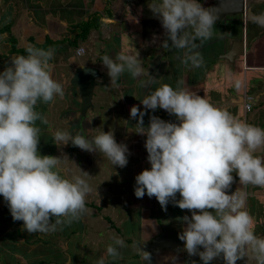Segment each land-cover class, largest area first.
<instances>
[{"label": "clouds", "instance_id": "1", "mask_svg": "<svg viewBox=\"0 0 264 264\" xmlns=\"http://www.w3.org/2000/svg\"><path fill=\"white\" fill-rule=\"evenodd\" d=\"M148 8L164 30L161 46L183 50L184 65L202 67L204 59L197 49L213 36L218 19L214 9L199 0H150ZM250 20L264 28V12L252 14ZM26 53L12 58L10 66L0 72V196L13 221H22L27 233H50L90 211L86 197L93 189L85 179L91 176L79 167L80 175L71 179L56 170L62 160H68L67 155L54 157L38 151L41 130L36 122L45 121L36 111L37 104L63 98L64 88L52 78L53 49L28 47ZM101 60L114 87H119L125 72L133 79L146 75L147 79L141 80L145 88L157 82L145 72L138 51L117 54L115 59L103 55ZM182 84L179 81L175 89L160 84L140 101L144 111L135 105L130 109V119L136 124L127 129L146 137L151 166L135 177L134 195L138 199L155 197L164 211L171 201L191 213L177 218L183 225L178 238L184 244L183 251L189 257L198 255L202 264L217 258L224 264H237L244 258L246 264L250 260L264 264V235L253 230L241 187L231 191L236 182L233 174L240 186L264 188V128L215 107ZM158 108L177 122L152 115L146 127L145 114ZM54 140L102 153L115 167L128 164V147L117 143L113 131L101 130L87 138L57 130ZM125 246L122 239L114 237L107 246V256L121 259L118 249ZM139 254L152 264L151 253L140 248ZM170 259L176 264L178 257ZM96 264H105V257Z\"/></svg>", "mask_w": 264, "mask_h": 264}, {"label": "crops", "instance_id": "2", "mask_svg": "<svg viewBox=\"0 0 264 264\" xmlns=\"http://www.w3.org/2000/svg\"><path fill=\"white\" fill-rule=\"evenodd\" d=\"M248 2L244 16H227L226 21L215 24L212 38L197 49L203 56L204 65L193 68L181 62L183 50L161 46L164 30L148 8H141L142 0H0V31H5L0 32V72L10 66L12 58L21 55L11 51V39L16 41L17 50L43 45L47 39L53 44L48 47L54 50L50 61L52 78L62 84L64 96H57L50 103L37 104L36 111L45 121L36 122L41 130L38 151L41 155L54 157L67 155L68 160H62L56 170L71 179L80 175V168L91 176L85 179L93 189L86 197V207L90 211L79 220L61 225L50 233H27L22 221H13L7 203L0 196V264H96L101 257H105V264H148L141 259L138 244L150 243L158 236L162 220H167L181 232L183 225L177 218L190 216V212L175 207L171 201L164 211L155 197L145 195L138 199L134 192L121 187L123 183L135 182L138 174L151 167L147 161L146 137L128 131L127 128L134 126L136 121L124 122L125 109L135 105L144 111L140 101L150 91L160 84H169L175 89L178 82L183 81L180 86L197 93L215 107L264 128V42H261L264 28L250 20L252 14L264 12V0ZM201 3L209 7L214 0ZM84 23L90 27L87 37L80 39V25ZM241 39L245 44L243 55L233 62L224 59L222 55L227 53L231 44ZM79 48L84 50L81 56L76 54ZM137 51L145 72L154 76L156 83L142 87L141 80H146L147 76L133 79L128 72L119 78L118 88L110 84L107 72L108 82L103 83L105 74L102 69L106 68L100 66L103 55L115 59L117 54H135ZM251 54H254L253 58H250ZM82 66L97 68L101 73L93 91V107L97 95L103 96L102 101L104 98L107 107H117L121 121H115L111 126L123 129L122 135L115 139L117 143L126 144L129 150L128 164L124 168L105 163L108 159L102 153H89L70 143L64 146L54 140L53 119L57 123L69 119L67 114L76 115L71 110L57 108L79 107L80 110L81 98L70 80L75 69ZM246 96L252 97V109L245 113ZM80 115L84 116L81 112ZM152 115L177 122L174 116L158 108L145 114L146 127ZM99 155L102 162L95 163ZM104 167L113 170L111 184L102 173ZM93 170L97 173H92ZM233 175L236 182L231 191L241 187L245 193V208L253 218V230L257 235H264V188L240 186L239 178ZM176 199H180L179 194ZM114 237L122 239L126 245L118 249L122 258L117 260L106 253ZM151 255L152 264H172V256L178 257L176 264H192V261L202 264L199 256L189 257L184 251L174 253L162 249L151 252ZM249 264H255V261L250 260Z\"/></svg>", "mask_w": 264, "mask_h": 264}, {"label": "water", "instance_id": "3", "mask_svg": "<svg viewBox=\"0 0 264 264\" xmlns=\"http://www.w3.org/2000/svg\"><path fill=\"white\" fill-rule=\"evenodd\" d=\"M259 0H254L257 2ZM248 0H214V3L209 7L213 8L215 14L218 15L216 23H220L227 16L245 15L248 6ZM99 47L98 43L96 45ZM245 49L244 41L235 40L227 53L222 57L229 62H233L236 57L243 55ZM101 77V73L97 68L91 66H82L75 69L70 84L78 89L81 98L80 112L82 115L93 108L92 98L93 91L97 85V80ZM127 191L134 192L135 182H126L121 185ZM161 233L156 236L150 243L138 244V252L142 251L149 253L158 250L167 249L174 253L183 252L184 244L179 240L180 231L173 228L167 220L160 222ZM202 251V249H201ZM198 256V255H197ZM213 264H224L222 258H217L212 261ZM237 264H246L245 258L237 261Z\"/></svg>", "mask_w": 264, "mask_h": 264}, {"label": "rangeland", "instance_id": "4", "mask_svg": "<svg viewBox=\"0 0 264 264\" xmlns=\"http://www.w3.org/2000/svg\"><path fill=\"white\" fill-rule=\"evenodd\" d=\"M148 1L149 0H142V6H141L142 9L148 8ZM210 1H212V0H199V2H203V3H208ZM132 18H134V16ZM224 20L226 21L227 18H225ZM261 42H264V38L262 39ZM253 56H254V54H251L250 58L251 57L253 58ZM100 66L103 67L102 63L100 64ZM102 71L105 74V72H107V69L104 68V69H102ZM104 76H105V80L103 81V83L106 84L108 82V80H106V74ZM102 97H100V95L96 96V101H97L96 106L93 107L91 110L87 111V113H85L84 116L80 115L79 107H58L57 110L63 109V111H67V112H69V110H71L70 112L71 113L76 112V115L72 116V115L67 114L71 119L69 118V119L59 120V121H57V123H55L54 119H53V122L51 123V125L54 126L53 127L54 130H56V131L57 130L68 131L71 134L73 133V135H75L77 133H81V134L85 135L87 138H91L92 135L98 134V132L101 130H104L105 132L113 131L115 134V137L119 136L123 130L122 127H118L116 125L111 126L115 123V121H121L120 119H118L119 114L117 111V107H107L106 101H104V98L102 101ZM102 105H103V107H101ZM130 109H125L126 121L128 119H130L128 117V115L130 114L128 112V110H130ZM115 110H116V112H115ZM55 115H56V112H55ZM131 121L132 120H129V123ZM109 122H111V124H109ZM108 125H109V127H107ZM49 134L53 135L51 132H49ZM126 137H128L127 141L130 140L129 135H127ZM97 162H102V156L101 155H99L97 160L95 159V163H97ZM109 162H110L109 160L105 161V163H109ZM104 168H105V170H107L106 167H104ZM105 170L104 169L102 170V173L104 172L105 177H107L108 179H110V178L112 179L114 176L113 170H107V171H105ZM92 173H97V171L93 170ZM73 176H74V174H73ZM111 179L109 181L110 184H111Z\"/></svg>", "mask_w": 264, "mask_h": 264}, {"label": "trees", "instance_id": "5", "mask_svg": "<svg viewBox=\"0 0 264 264\" xmlns=\"http://www.w3.org/2000/svg\"><path fill=\"white\" fill-rule=\"evenodd\" d=\"M87 24L88 23H84V24L80 25L81 28H82V32H81V34L79 36L80 39H85L87 37L88 29L90 27V25L88 26ZM2 31L5 32L4 29H2L0 32H2ZM11 44H12V46H11L12 47V49H11L12 52H19L21 55H26L27 54L26 53V49L27 48L26 49H20V50L16 49V41L15 40L11 39ZM49 45H53V44L50 42V40L47 39L46 42L43 45H40V46L35 45L34 47L48 50Z\"/></svg>", "mask_w": 264, "mask_h": 264}, {"label": "built area", "instance_id": "6", "mask_svg": "<svg viewBox=\"0 0 264 264\" xmlns=\"http://www.w3.org/2000/svg\"><path fill=\"white\" fill-rule=\"evenodd\" d=\"M84 53V50L82 48H79L77 51H76V54L77 56H81L82 54ZM246 102L244 103V111L245 112H248L252 109V105H251V102H252V97L250 96H246Z\"/></svg>", "mask_w": 264, "mask_h": 264}]
</instances>
